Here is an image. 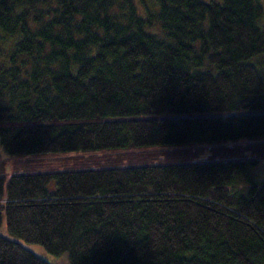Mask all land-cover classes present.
<instances>
[{
	"label": "trees",
	"instance_id": "1",
	"mask_svg": "<svg viewBox=\"0 0 264 264\" xmlns=\"http://www.w3.org/2000/svg\"><path fill=\"white\" fill-rule=\"evenodd\" d=\"M263 20V0H0V158L142 157L0 175V264H52L31 245L264 264L261 160L244 156L264 158Z\"/></svg>",
	"mask_w": 264,
	"mask_h": 264
},
{
	"label": "rangeland",
	"instance_id": "2",
	"mask_svg": "<svg viewBox=\"0 0 264 264\" xmlns=\"http://www.w3.org/2000/svg\"><path fill=\"white\" fill-rule=\"evenodd\" d=\"M209 1V0H204ZM264 1V0H263ZM264 25V20L263 23ZM234 145L230 144L228 145V148H233ZM215 148V147H214ZM1 150V148H0ZM184 150L189 149H178L177 154L175 155L176 159H183L187 160L190 156L189 154H185ZM203 152L200 156V159H205L208 157H212L214 153L220 155L224 151H211V148H205L202 149ZM166 150H163L164 152ZM264 151V150H263ZM131 154H136L138 161L142 159V157L138 156L141 153L138 152H120V153H96V154H85L82 156H77L75 154L68 155V156H45V157H37V158H11L7 155H2L0 158V175H13L15 173H23L24 171L28 169H34L32 168L34 164L39 165L40 169L47 168V169H54V168H63V167H69L72 166V168H81V167H99V166H108L113 164H128L130 163L129 160H127L129 157H131ZM245 157H256L261 160V163L257 167V169L254 170V175L257 180H264V158L262 152L258 150V148L253 147L252 152H249L244 154ZM164 157L161 156L160 160H163ZM28 166V167H26ZM65 167V168H66ZM28 170V171H30ZM31 250H33L35 253L40 254L41 252L44 255L47 260H49L52 264H72L69 260V257L67 255H64L62 257H53L50 255L45 254V251L40 246L31 245L29 246ZM59 260V262L57 261Z\"/></svg>",
	"mask_w": 264,
	"mask_h": 264
}]
</instances>
